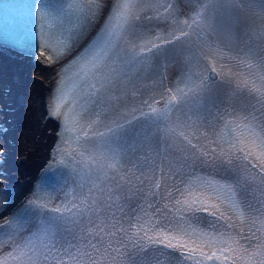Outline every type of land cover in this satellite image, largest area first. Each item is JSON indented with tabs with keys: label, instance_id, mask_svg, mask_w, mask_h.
I'll return each mask as SVG.
<instances>
[{
	"label": "snow or ice",
	"instance_id": "6c2138e0",
	"mask_svg": "<svg viewBox=\"0 0 264 264\" xmlns=\"http://www.w3.org/2000/svg\"><path fill=\"white\" fill-rule=\"evenodd\" d=\"M239 4L242 8H258L264 15V0H239ZM99 6V0H85L78 6L69 3L67 10L72 11L78 24H82L95 16ZM162 7L165 19L173 16L172 0H167ZM222 7V4L210 7L207 0H196L187 18L174 19L178 27L173 32L146 38L137 31L134 23L140 20L137 12L139 0H116L97 38L71 62L77 77L82 73L92 76L91 80L82 81L88 86L85 102L76 101L63 113L64 131L68 135L57 149L73 165L65 179V183L68 178L72 181V199L66 197L67 202L52 207L39 200H30L27 207L14 214L8 221L11 231L5 233L11 248L7 256L14 264H138L151 250L159 251L160 245L181 252L180 259L185 264L187 261L218 264L225 246H228L225 235L230 234L217 236L195 228L186 213H192L193 220H198L195 214L206 212L216 217L218 223L229 219L225 211H221L225 208L239 219L247 216L250 225L260 222L264 227V203L249 191L256 186L264 199V175L252 174L256 168L264 173V57L253 48L242 50L241 63L250 71L246 77H236L234 95L247 96L256 104L248 102L233 106L231 112L225 109L214 117L215 124L207 117L202 118L201 124H195L183 111L190 93L208 87L203 72L199 84L194 83L188 74L186 79L177 82L174 89H167L162 108L155 102L144 101L148 111L142 112V116L145 124L151 122L146 128L139 125L138 130L137 125L126 118L124 123L113 121L112 124L105 122L106 116L102 118L104 98L111 86L128 74L125 68L145 64L152 56L159 55L166 45L187 41L193 33L200 38L206 28H213ZM240 10L236 9L237 14ZM61 11L67 14L65 9ZM41 14L50 15L44 8ZM145 19L153 17L146 16ZM60 45L57 55L64 54L68 47L63 39ZM38 47L40 56L44 57L45 48L52 46L44 42ZM47 59L51 60L52 56ZM219 67L217 73L216 64H206L204 71L223 75L224 67ZM64 103L65 91L60 88L54 100L53 116L62 115ZM256 105L261 106L260 110ZM174 110L180 112L183 120L180 116L174 121L171 119ZM152 126L156 128L155 134H152ZM101 127L104 131L100 130ZM200 127H206L211 133V138L208 132L199 135L215 145L211 150L212 158L231 166L226 169L229 175L223 181L198 178L196 181H182L183 187L170 186V175L181 180L171 169L166 174L159 165L151 164L146 156L138 167L140 153L134 157L137 163L125 155L129 149L135 151L136 145L144 141H149L148 147L155 145L159 149L162 142L167 146L169 140L177 138L190 147L193 159L201 158L205 162L209 152L201 151L197 157L199 135L193 137L187 131L195 129L198 132ZM193 138L197 139V144L192 143ZM128 164L137 168L139 175L135 172L127 175L125 165ZM145 166L151 175L144 172ZM4 195L9 198L10 207L14 203L12 193L5 190ZM249 197L256 202H251ZM28 225H31L28 234L17 241L15 237ZM249 232V247L253 242L257 243L251 264H264V244L256 240L257 233L251 227ZM183 251H187V255H183ZM0 264L8 262L0 259Z\"/></svg>",
	"mask_w": 264,
	"mask_h": 264
},
{
	"label": "bare ground",
	"instance_id": "6f19581e",
	"mask_svg": "<svg viewBox=\"0 0 264 264\" xmlns=\"http://www.w3.org/2000/svg\"><path fill=\"white\" fill-rule=\"evenodd\" d=\"M104 1L103 13L111 0ZM14 55L15 53L9 57L16 67V80L7 77V86L11 96L22 94L23 99L19 104L12 98L7 99L8 107L14 106L10 115L16 126L13 132L15 143L10 147L9 172L16 181L17 190L13 196L14 203L7 207L10 210L17 208L29 197L50 156L57 131L56 124L47 118L45 111V99L53 82L55 66H39L30 57ZM2 147L0 144V148ZM17 155L20 158L17 159Z\"/></svg>",
	"mask_w": 264,
	"mask_h": 264
}]
</instances>
